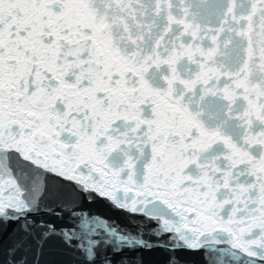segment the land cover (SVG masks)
<instances>
[{
    "label": "snow or ice",
    "instance_id": "obj_1",
    "mask_svg": "<svg viewBox=\"0 0 264 264\" xmlns=\"http://www.w3.org/2000/svg\"><path fill=\"white\" fill-rule=\"evenodd\" d=\"M9 224V264H264V0H0Z\"/></svg>",
    "mask_w": 264,
    "mask_h": 264
},
{
    "label": "water",
    "instance_id": "obj_2",
    "mask_svg": "<svg viewBox=\"0 0 264 264\" xmlns=\"http://www.w3.org/2000/svg\"><path fill=\"white\" fill-rule=\"evenodd\" d=\"M92 210L110 220L117 221L121 224L127 223L125 216L103 204L96 205ZM15 227V225L9 224L6 230H4L3 226H0V264H9V261L12 259L8 249L15 235ZM19 255L17 254V256ZM138 257L142 259L143 264H165L166 259L165 254L158 251H146L138 254ZM27 260L29 264H36V261H38V264H83V259L78 253L70 248L64 247L60 243L45 246L42 255L37 253L34 257L32 253H28ZM183 260L184 264H199L200 262V258L196 255H187L183 257Z\"/></svg>",
    "mask_w": 264,
    "mask_h": 264
}]
</instances>
